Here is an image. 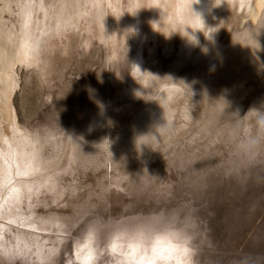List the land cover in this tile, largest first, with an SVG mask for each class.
<instances>
[{
	"label": "rangeland",
	"instance_id": "374dc122",
	"mask_svg": "<svg viewBox=\"0 0 264 264\" xmlns=\"http://www.w3.org/2000/svg\"><path fill=\"white\" fill-rule=\"evenodd\" d=\"M16 1L24 0H13L15 12L6 17L18 25ZM37 1L33 18L42 20ZM41 1L50 27L36 39L35 62L15 64L11 95L19 126L38 138L39 170L53 171H47L51 182L36 171L46 187L54 185L45 190L52 197L33 199L51 202L60 193L63 201L75 190L73 169L85 178L83 193L97 197L71 209L64 228L43 244L47 255H34L44 249H34L33 241L20 249L0 245V264L38 255L35 264H77L71 253L86 237L95 256L114 245L116 234L168 225L191 233L195 264H264V127L258 124L264 108H254L264 95V0H255L254 14L232 2L217 16L209 13L202 28H184L176 11L166 35L159 32L157 0L141 7L140 22L131 16L136 0ZM213 22L218 27L208 38ZM171 83L196 90L190 103L200 100L194 119L172 139L178 113H166ZM5 125L0 121V129ZM59 174L68 179L65 191L55 182ZM39 201L23 211L41 209ZM7 202L3 212L15 198ZM100 260L94 264L113 263L107 254Z\"/></svg>",
	"mask_w": 264,
	"mask_h": 264
},
{
	"label": "bare ground",
	"instance_id": "6f19581e",
	"mask_svg": "<svg viewBox=\"0 0 264 264\" xmlns=\"http://www.w3.org/2000/svg\"><path fill=\"white\" fill-rule=\"evenodd\" d=\"M136 1L137 2L135 4V9H133V11L131 12V16L137 22V20H139L140 17L143 16L140 11L141 7L143 9V7L146 6L147 2L149 5V1L148 0H136ZM12 2L13 0H0V121L1 122L4 121L6 123L5 127L0 129V141L5 142V144L3 143L4 145L0 143V245H3L5 248L6 247L14 248L16 245H18V249H20L19 247L20 244L21 245L27 244L26 242H29V245H30L31 244L30 242L33 241L36 244L35 245L32 242L34 244L33 246L34 249L41 248L40 249L41 251H43L42 249H44L43 253L37 252L36 250L35 252L31 250L33 254L35 255L39 253V254L47 255L48 249H46L47 247L45 248V245L43 244H46L48 240H50L51 237L53 236V233L55 234V232L59 231L60 228L64 226L62 225L63 222L61 221L66 218L67 214L70 213L72 208H76L77 206L79 207V205L81 206L83 202H86L84 200H90L92 194H94L95 196L96 194L93 193L92 191H87V193L86 192L83 193V188H84L83 185H86V184H83L85 181V178L84 176H82L83 174L79 175L78 173H76V170L73 169L74 174L71 176H73L72 180H76L75 181L76 183L75 182H72V183L73 184L75 183L76 186H75V190L72 193H69V192L66 193L63 201H59L60 197L58 198V195L60 193L59 194L56 193V195L53 196L55 197V199L52 198L51 202H45L44 199H43V202L42 200L40 201L38 200L39 204L37 207L39 208L40 207L39 205H42L40 204V202H42L44 203L46 209L44 208L42 209V207L44 206L43 205L41 209H34L35 211L38 210L36 212H34V210L33 211L30 210V213L32 212L31 214L26 213V211L29 210V209L26 210L27 208L26 209L24 208L26 204H27V207L29 206L30 208L31 207L30 204L32 205V203H34V205H36V203H38L37 200L33 199L34 197L42 196V198H44L46 196L47 198V193L45 190L46 189L51 190L52 187L54 186L52 184L53 186H51V188H49V186L46 187L47 182H44L41 180V179H45L44 178L45 175H46V178L48 175L53 176L52 174L53 171L49 170L51 173L48 174L49 171L47 170L48 171L47 172L45 170V169H50L53 164L51 163L52 165H49L51 167L48 166L49 168L48 167L45 168L47 165L45 163V166H44L45 169H43L47 172V173L43 172V173H46L45 175L42 173L41 170H39L41 167H43L44 164H41L39 162L38 157L36 158V152H38V150L40 149H36V152H35V146L37 147V145H34V143H36V140L38 138L36 139L34 137V139H36L34 141V139H32L31 137L32 134L30 135L28 132H25L19 126L17 117L15 113L13 112L11 95L17 85L16 76H15L16 72L14 71L15 69L14 66L18 62H24L26 64L28 63L29 65L30 64L32 65L35 62V59L32 58V55L34 52V46L36 45V39L39 38V35L40 34L42 35L48 29V27H50L49 26L50 22L48 25L49 14L46 13L47 8L44 2H42L41 0L37 1L36 9L42 10V13L44 14L43 19L38 20L37 19L38 17H35L36 19L33 18V13L35 11L34 0H24L23 2L16 1V5L18 6L17 16H18L19 24L18 25L15 24L12 20L6 17V13L9 15H12L15 12V10L13 9ZM232 2L236 3L235 6L237 4L239 6H242L244 10L249 9L250 10L249 12L251 14L255 13L254 11L256 10L255 0H199V3H198V0H184V1H180V3L178 4L179 5L178 7H180V9L176 8L177 0H159V1L157 0L155 15L159 19L158 23L160 22L159 32L164 35L168 34L169 28L172 23V21L170 20V16H172L176 11H178V14L180 13L181 14L180 16L182 17V19L185 20L184 25H183L184 28L191 29L192 25H195L198 28H202V26L206 22L205 17L207 15L209 16V18L211 17L209 13L217 16L219 13V10L225 9L227 5H231ZM96 3H97V0H96ZM154 8H153V11L155 10ZM192 9L196 11L197 13H199L200 15L193 12ZM72 18L74 19V17ZM119 19H122V18L120 17ZM71 20L68 19L70 23H71ZM178 20L179 19H177V21ZM217 27H218V22H213L211 24V27L208 28L209 31L208 29L205 30L206 32L207 31L209 32L208 38L212 36L213 30H217ZM147 31L148 30H146V32ZM153 33H156V32H153ZM184 36H186V34ZM36 61H38V59ZM181 85L180 83L179 84L171 83L167 85L166 90L168 91L164 90L170 93L169 98L166 102L167 103L166 113L169 115H172V114L175 115L176 112L178 113L176 114L178 117L177 124L176 126L174 125V127L172 128L173 129L172 134L171 133L169 134L171 139L173 138V136L181 133L185 129V127L189 125L190 121L194 119L193 114L196 113V111L194 112V110H196V107H198V104L200 103L199 98H196V102H194L193 104L190 103L189 101L192 98H195L193 97V94L196 90L193 91V93H190L184 88L188 86L183 85L184 86L183 87ZM139 91L140 90H138V92ZM263 96L257 99L255 103V107L253 106L255 109L264 108V97ZM156 100H157V97L156 99L152 101V103L148 105L150 111L153 110ZM169 140L170 139L166 138V142H168ZM8 145L12 146L14 150L13 149L11 150L10 148H8L10 147ZM109 149L113 150L114 145L110 146ZM111 150L109 151L111 152ZM38 154H40V152ZM42 159L43 158H41V160ZM44 159H45V156H44ZM46 159L48 162L50 161V159L49 160L48 158ZM15 163L17 164V166L15 165ZM53 163H55V161ZM37 170L40 171L44 175L43 178L38 177L39 174L36 175ZM20 173H21V177H17V175L18 174L20 175ZM47 179L48 180L46 179L45 180L48 182H51L49 180V177ZM55 180H56L55 182H57L62 187L61 190L64 189L63 191H65L66 186L63 185V181L64 180L68 181V179H64V177L62 175L60 176L59 174V176H57ZM48 184H51V183H48ZM17 188H20L21 191L15 195L14 191ZM88 188L89 190L91 189V187H88ZM40 193L42 194L40 195ZM51 197H52L51 195L48 196V198H51ZM13 198H15V202H12L13 207H11V209L8 212H3L2 210L4 209L2 208L4 207V203L6 202V204H8L7 200L13 199ZM42 198H38V199H42ZM33 201H37V202L35 203ZM8 207H10L9 204H8ZM32 207H35V206H32ZM23 209L26 211H23ZM58 235H61V234H58ZM53 241H54V238H53ZM48 244L49 242L46 245ZM50 244L52 245L51 241H50ZM25 246L27 248V245H23V247ZM36 246L37 248H35ZM48 248L50 249V247ZM14 251H15L14 255L17 258L16 254L18 250L16 249ZM108 251H111V252L109 253ZM22 252L24 253L23 250ZM28 252L30 251L28 250ZM44 252H46L47 254H45ZM138 252H139L138 250H132L130 247H119V246L113 245L109 249L107 248V250L102 249V252L100 251L97 255L94 256L90 252L86 251L85 245L82 244L80 247H77L74 249V251L71 253V256L73 257V259L76 260L75 262H77V264H83V261L86 258L89 260L90 264H94V261H96V259H98V262L101 263L100 259L106 254L109 257L112 256L113 263H104V264H114V262L115 264H129L130 260L134 261L137 259ZM6 253H8V251H6ZM27 254L26 256H28ZM38 256L41 257L40 255ZM38 256L36 257L33 256L32 258L31 257H28V258L21 257L23 259L17 260V263L18 264H35V260H33V258H38ZM13 258L16 259L14 256ZM139 258L143 259V256L140 255ZM8 259L10 260V258Z\"/></svg>",
	"mask_w": 264,
	"mask_h": 264
},
{
	"label": "clouds",
	"instance_id": "9594fccd",
	"mask_svg": "<svg viewBox=\"0 0 264 264\" xmlns=\"http://www.w3.org/2000/svg\"><path fill=\"white\" fill-rule=\"evenodd\" d=\"M193 12L197 13L194 10ZM258 124L264 127V114L260 116ZM90 239V236L86 237V251L87 241ZM193 242L191 233L176 225L160 227L146 233L116 234L112 239L116 246L139 250L137 259L130 260L129 264H195ZM140 255L143 259L139 258ZM83 264L90 262L86 258Z\"/></svg>",
	"mask_w": 264,
	"mask_h": 264
}]
</instances>
